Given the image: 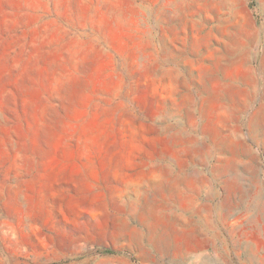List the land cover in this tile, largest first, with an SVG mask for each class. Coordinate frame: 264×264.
I'll use <instances>...</instances> for the list:
<instances>
[{"label": "rangeland", "instance_id": "rangeland-1", "mask_svg": "<svg viewBox=\"0 0 264 264\" xmlns=\"http://www.w3.org/2000/svg\"><path fill=\"white\" fill-rule=\"evenodd\" d=\"M0 264H264V0H0Z\"/></svg>", "mask_w": 264, "mask_h": 264}]
</instances>
